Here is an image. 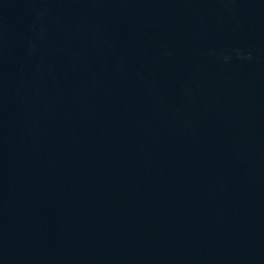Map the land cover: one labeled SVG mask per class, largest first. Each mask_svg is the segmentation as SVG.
Returning a JSON list of instances; mask_svg holds the SVG:
<instances>
[{"label": "water", "instance_id": "1", "mask_svg": "<svg viewBox=\"0 0 264 264\" xmlns=\"http://www.w3.org/2000/svg\"><path fill=\"white\" fill-rule=\"evenodd\" d=\"M0 264H264V0H0Z\"/></svg>", "mask_w": 264, "mask_h": 264}]
</instances>
